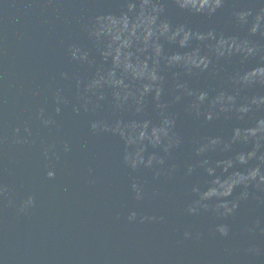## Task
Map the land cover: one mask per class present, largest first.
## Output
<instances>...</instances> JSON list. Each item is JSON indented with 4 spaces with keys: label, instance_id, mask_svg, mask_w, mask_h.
Masks as SVG:
<instances>
[{
    "label": "water",
    "instance_id": "95a60500",
    "mask_svg": "<svg viewBox=\"0 0 264 264\" xmlns=\"http://www.w3.org/2000/svg\"><path fill=\"white\" fill-rule=\"evenodd\" d=\"M0 264H264V0H0Z\"/></svg>",
    "mask_w": 264,
    "mask_h": 264
}]
</instances>
